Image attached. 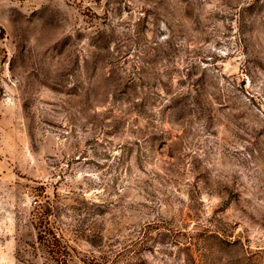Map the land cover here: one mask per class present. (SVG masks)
I'll return each instance as SVG.
<instances>
[{
  "label": "rangeland",
  "instance_id": "obj_1",
  "mask_svg": "<svg viewBox=\"0 0 264 264\" xmlns=\"http://www.w3.org/2000/svg\"><path fill=\"white\" fill-rule=\"evenodd\" d=\"M0 264H264V0H0Z\"/></svg>",
  "mask_w": 264,
  "mask_h": 264
}]
</instances>
